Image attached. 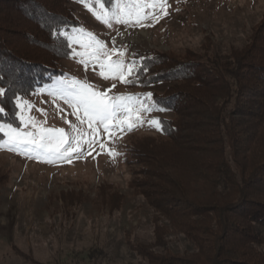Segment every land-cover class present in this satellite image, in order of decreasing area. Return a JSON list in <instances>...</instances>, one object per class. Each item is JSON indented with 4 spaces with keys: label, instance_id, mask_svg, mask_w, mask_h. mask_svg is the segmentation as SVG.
<instances>
[{
    "label": "trees",
    "instance_id": "trees-1",
    "mask_svg": "<svg viewBox=\"0 0 264 264\" xmlns=\"http://www.w3.org/2000/svg\"><path fill=\"white\" fill-rule=\"evenodd\" d=\"M70 1L0 0V122L19 126L14 97L62 77L68 36L80 26ZM137 58L129 84L166 83L152 94L169 116L159 117L157 134L123 147L139 165L131 185L154 212L153 242L127 237L130 249L143 264H264V18L226 54L146 50ZM169 232L194 251H170Z\"/></svg>",
    "mask_w": 264,
    "mask_h": 264
},
{
    "label": "rangeland",
    "instance_id": "rangeland-1",
    "mask_svg": "<svg viewBox=\"0 0 264 264\" xmlns=\"http://www.w3.org/2000/svg\"><path fill=\"white\" fill-rule=\"evenodd\" d=\"M167 2L168 15L154 26L132 28L114 24L111 29L97 21L84 4L70 1L69 5L80 21L77 29L83 27L93 32L109 48L115 37L117 47L127 45L126 59H135L137 67L140 64L137 53L146 50L226 54L231 49H239L264 18V0ZM95 10L100 11L99 5H95ZM117 30L121 36L116 35ZM82 42L86 44L87 37ZM71 45V56L60 63L62 77L24 99L35 109L47 112L45 127L69 130L57 115L53 97L48 93L69 87L72 78L87 81L100 90L116 83L110 94H136L141 98L145 93L161 92L166 87V83L138 86L104 81L97 74L98 68L94 71L91 62L85 67L80 63L81 57L75 55L85 51L81 44L72 42ZM58 103L66 113L70 112L62 101ZM31 114L37 120L45 119L38 111ZM141 115L159 118L169 113L154 111ZM67 119L75 121L71 115ZM158 131L145 124L127 133L112 145L119 153L114 159L93 152L71 162L45 163L0 149V177H6L0 182V264H143L130 249L127 237L152 243L154 212L139 188L131 185L139 165L125 160L123 147L131 136L138 139ZM6 140L5 136L1 143ZM195 185L196 192L205 193L200 183ZM166 241L173 253L194 251L193 245L179 233L169 232Z\"/></svg>",
    "mask_w": 264,
    "mask_h": 264
},
{
    "label": "snow or ice",
    "instance_id": "snow-or-ice-1",
    "mask_svg": "<svg viewBox=\"0 0 264 264\" xmlns=\"http://www.w3.org/2000/svg\"><path fill=\"white\" fill-rule=\"evenodd\" d=\"M77 2L84 4L95 19L109 29L114 24L132 28L154 26L159 19L168 15L167 8L170 7L167 0ZM106 2L111 3L110 9L105 7ZM95 5H99L100 11L95 10ZM74 32L75 36H68L69 42L80 43L85 49L75 53L81 57L80 63L87 67L91 62L93 70L98 68L97 74L104 81H118L123 84L133 82L131 77L138 73V67L135 59H126L127 45L117 47L113 37L112 47L109 48L103 40L83 27L74 29ZM61 34L67 36L66 33ZM116 35L121 36L122 33L117 30ZM84 37L88 39L86 44L82 42ZM60 83L63 84L64 81ZM115 87L116 83H112L109 88L100 90L98 86L87 81L72 78L69 87L50 90L48 94L53 97L52 103L57 108V115L69 130L64 127L43 126L47 124V112L44 109H35L28 100L16 95L14 106L19 110L15 112V117L19 126L0 123V132L7 137L4 143H0V149L45 163L71 162L73 158L79 159L93 152L97 155L104 153L114 159L119 153L112 145L123 139L127 133L145 124L157 130L162 128L159 118H145L142 113L167 110L153 100L152 93H145L142 98L136 94H110ZM4 95L5 89L0 88V96ZM58 101H62L70 112L66 113ZM32 111H38L45 119L37 120L32 116ZM0 114H6L3 107H0ZM68 115L75 117V121L68 120Z\"/></svg>",
    "mask_w": 264,
    "mask_h": 264
}]
</instances>
